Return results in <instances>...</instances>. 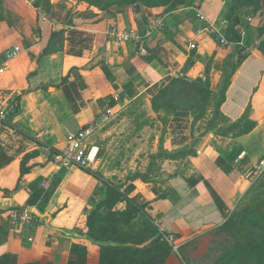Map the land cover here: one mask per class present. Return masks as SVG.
<instances>
[{
  "label": "crops",
  "instance_id": "crops-1",
  "mask_svg": "<svg viewBox=\"0 0 264 264\" xmlns=\"http://www.w3.org/2000/svg\"><path fill=\"white\" fill-rule=\"evenodd\" d=\"M228 1L121 10L78 0H0V103L8 112L0 119V264H100L101 247L88 236L87 213L101 182L93 170L58 163L67 136L95 126L108 112L146 110L155 116L153 98L175 80L207 79L215 93L228 76L221 113L229 124L253 127L240 135L239 126L209 131L192 146L194 154L166 158L157 182L129 179V196L149 203L155 223L174 233L186 259L194 261L188 243L228 220L256 184L255 169L264 159V0L249 9L250 29L237 12L239 42L226 37ZM162 15L166 27L148 33L150 21ZM208 24L217 32L198 31ZM112 26L143 39L116 46L108 34ZM16 45L23 52L5 61L4 52ZM194 123L193 110L171 115L165 134L170 150L193 144ZM98 155L94 168L103 161ZM176 164L178 172L161 178ZM125 206L119 202L116 208ZM14 209H29L34 219L16 221ZM166 264L183 261L172 252Z\"/></svg>",
  "mask_w": 264,
  "mask_h": 264
},
{
  "label": "trees",
  "instance_id": "trees-1",
  "mask_svg": "<svg viewBox=\"0 0 264 264\" xmlns=\"http://www.w3.org/2000/svg\"><path fill=\"white\" fill-rule=\"evenodd\" d=\"M99 7L100 9H108L112 6H121V10L128 7L142 4L147 7H162V6H183L187 3V0H79ZM258 0H230L226 4L225 19L228 21L229 26L226 29V37L230 41L239 42L242 39V35L238 29L234 26V20L237 16V12L244 10L248 13L249 9H255L257 7ZM123 6V7H122ZM244 6L247 8L242 9ZM247 20V19H246ZM243 22V26L246 29H250V24L247 21ZM258 35H263V30L258 29ZM259 48L264 54V41L260 44ZM230 83L228 76L222 78L220 87L217 92H213L209 86L208 80L197 78L194 81H187L184 79L175 80V82L162 89L154 98L153 106L156 110L161 108L162 104L158 103L160 99H163L169 92L174 91L177 88L190 87L197 95H215L218 97L215 104V113L219 115L223 120H228L220 110V106L225 99L226 88ZM203 101V100H201ZM239 129L235 131L237 135L248 132L252 127H240V122H234L225 127V132L231 131L234 128ZM195 151L192 150L191 154ZM98 156V155H97ZM183 156L186 157L187 153L183 152ZM91 171L90 169H86ZM161 170L160 166H156L155 163H151L144 173H136L129 179H143L145 181L154 180L157 182L153 172ZM158 171V172H159ZM100 180V184L97 186L94 196L92 197V208L87 213L88 224V236L98 242L101 247L100 264H166V261L170 254L173 252L172 245L166 240L165 234L167 232L162 231L155 223L153 217L149 213V203H141L129 195L134 189L133 183L115 184L104 177H99L98 173H94ZM263 177H260L252 189L244 197V201L258 203V205L245 209L239 217V221H247L249 217L252 218L253 223H258V253L255 248L238 249L241 248L240 243L235 244L231 248L223 249V254L213 264H264V173ZM51 193L48 194L49 197ZM162 197L164 194L161 195ZM97 197L100 199L97 200ZM119 202H125L124 209H117L116 205ZM42 208V207H41ZM237 221L234 219L227 220L221 228L229 230L230 224H235ZM233 231V230H232ZM245 237L240 238L237 236L236 240H248L256 239L254 236L257 232L244 230ZM218 233V231L216 232ZM242 237V236H241ZM257 240H254V242ZM244 244V242H243ZM182 261L184 260L181 256ZM257 259V260H255ZM184 263V261H183Z\"/></svg>",
  "mask_w": 264,
  "mask_h": 264
},
{
  "label": "rangeland",
  "instance_id": "rangeland-1",
  "mask_svg": "<svg viewBox=\"0 0 264 264\" xmlns=\"http://www.w3.org/2000/svg\"><path fill=\"white\" fill-rule=\"evenodd\" d=\"M243 11L241 10L240 18L237 16L241 24L249 15ZM217 99L216 95L215 97L213 95H197L190 87H179L158 101V103H164L158 110L152 104V110L156 113L155 116H152L151 112L152 115L148 114L146 110L140 114L124 110L117 115L109 116L104 121H99L94 126L95 131L89 142L93 147L98 146L97 155L100 153L104 157L99 167L95 166L94 168L93 166L90 170H93L94 173L98 172L99 177H104L112 183L128 185L129 178L136 173L146 172L149 163H155L156 166L161 167L165 159L173 157L174 154L179 159H186L191 154L192 146L200 144V137L209 131L223 130L229 125L227 121L215 113L214 107ZM182 109L193 110L195 113L194 133L196 140L192 142L193 144L183 146L174 152L170 150L168 141L165 140L166 128L171 115ZM183 152L187 153L186 157L183 156ZM98 156L96 157L98 158ZM180 168L179 164L167 166L169 173L164 172L161 178H166L168 174L178 172ZM158 171L153 172V176L156 175V172L158 175L160 173ZM260 177H263V174H260L258 179ZM248 203V200L241 201L229 216V220L234 219L237 221L235 224H230L231 228L229 227V230L218 227V229L211 230L202 237L194 238L188 243L187 249L189 253L191 252V256H194L192 257L194 261L189 262L186 257H183V261L186 264H213L219 256L221 257L223 249L231 248L238 243L241 245V248L238 249L255 248L258 253V223H253L250 217L245 222L239 221V217L242 215L240 212L258 205V203L254 204L251 201L250 204ZM244 230L256 231L257 233L254 236L257 238L244 241L234 239L239 235L242 236H239L240 238L245 237ZM217 231L218 233H216ZM254 240L257 241L254 242ZM184 249L180 248L179 250L181 256H187ZM256 264H258V260Z\"/></svg>",
  "mask_w": 264,
  "mask_h": 264
},
{
  "label": "built area",
  "instance_id": "built-area-1",
  "mask_svg": "<svg viewBox=\"0 0 264 264\" xmlns=\"http://www.w3.org/2000/svg\"><path fill=\"white\" fill-rule=\"evenodd\" d=\"M32 2L36 0H30ZM198 18L202 22H208L207 17L202 13L198 12ZM166 27V18L164 15L156 17L152 19L148 25V33L158 32ZM208 30L212 33L217 32L213 25L208 24L206 25L205 29H199V32L204 30ZM108 34L110 38H112L113 43L116 46L124 45L127 42H141L143 39V35L139 32L134 30H127L122 29L118 26H112ZM222 44H227L228 41L225 37L220 36L219 38ZM23 52V49L16 45L13 48H10L4 52L5 61L10 60L12 58L17 57ZM0 71H4V67L0 69ZM111 115V112H108V115L104 116V120L108 119ZM8 118L7 109L3 104L0 103V119L5 120ZM95 131L94 126H88L84 129L79 130L76 133L69 134L67 136V143L66 146L59 151L57 154L58 163L62 167H70L76 165L83 169H91L95 163V159L97 156V152L93 155L94 148L93 145L89 142V139L93 135ZM258 175L264 172V159L259 161L258 165L255 169ZM47 187V183L43 185ZM11 217L16 220L20 221L21 223H30L33 219V213L29 209H14L11 211ZM166 240L172 245L173 252L179 253L181 248V243H178V239L174 233H167L165 234ZM184 264H186L184 262Z\"/></svg>",
  "mask_w": 264,
  "mask_h": 264
},
{
  "label": "water",
  "instance_id": "water-1",
  "mask_svg": "<svg viewBox=\"0 0 264 264\" xmlns=\"http://www.w3.org/2000/svg\"><path fill=\"white\" fill-rule=\"evenodd\" d=\"M137 7L139 8V5H137Z\"/></svg>",
  "mask_w": 264,
  "mask_h": 264
},
{
  "label": "bare ground",
  "instance_id": "bare-ground-1",
  "mask_svg": "<svg viewBox=\"0 0 264 264\" xmlns=\"http://www.w3.org/2000/svg\"><path fill=\"white\" fill-rule=\"evenodd\" d=\"M95 153H93V155H94Z\"/></svg>",
  "mask_w": 264,
  "mask_h": 264
}]
</instances>
